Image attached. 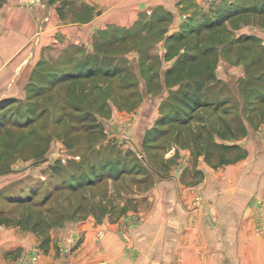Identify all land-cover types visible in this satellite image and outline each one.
<instances>
[{
	"label": "rangeland",
	"instance_id": "1",
	"mask_svg": "<svg viewBox=\"0 0 264 264\" xmlns=\"http://www.w3.org/2000/svg\"><path fill=\"white\" fill-rule=\"evenodd\" d=\"M8 1L33 12L68 0ZM5 2L0 0V8ZM205 3H183L159 27L163 18L156 13L151 29L142 22L98 34L96 40L115 44L112 54L127 59L118 58L119 81L98 75L93 81L51 84L49 71L60 73L62 66L94 52L73 47L44 54L33 69L27 86L33 81L46 89L23 90L20 98L0 102V227L9 233L7 242L10 237L19 242L8 252L16 253V264H40L50 251L73 254L90 234L102 240L105 225L130 247L129 229L142 223L141 213L157 200L155 186L167 180L165 190H174L171 185L183 177L191 186L205 172L240 161L248 140L264 139V17L255 15L254 0ZM230 8L244 12L233 16ZM73 10L77 16L94 12ZM205 17L215 25H199ZM144 30L159 37L151 47L149 38L143 42L139 36ZM128 39L133 41L116 45ZM189 54L195 55L193 63L185 60ZM191 64L205 97L188 106L186 85L192 91L197 83L187 84ZM39 71L46 74L43 80ZM92 163L96 172L89 175ZM57 164L62 170L53 173ZM171 192L164 201L176 199ZM257 203L264 206L263 200ZM262 239L253 264H264ZM220 240L213 241L217 264L224 259ZM229 250L238 258V247Z\"/></svg>",
	"mask_w": 264,
	"mask_h": 264
},
{
	"label": "crops",
	"instance_id": "2",
	"mask_svg": "<svg viewBox=\"0 0 264 264\" xmlns=\"http://www.w3.org/2000/svg\"><path fill=\"white\" fill-rule=\"evenodd\" d=\"M189 1L205 7L206 1L222 0H68L33 12L17 10L7 0L0 8V102L21 97L44 54L73 47L92 50L98 34L149 22L156 13L163 18L160 24L166 23L167 14ZM254 2L255 15L264 17V0ZM73 8L94 12L77 16ZM259 141L248 140V153L240 161L205 172L191 186L184 177L171 185L174 190H165L167 180L155 186L157 200L141 213L142 223L129 229L130 247L105 225L102 240L90 234L73 254L50 251L40 264H217L215 238L224 249L222 264H253L264 235V206L257 203L264 201V139ZM170 192L176 199L168 203L164 199ZM1 230L0 264H16V253L8 252L19 242L11 237L7 242L9 233ZM231 247H238V258Z\"/></svg>",
	"mask_w": 264,
	"mask_h": 264
},
{
	"label": "trees",
	"instance_id": "3",
	"mask_svg": "<svg viewBox=\"0 0 264 264\" xmlns=\"http://www.w3.org/2000/svg\"><path fill=\"white\" fill-rule=\"evenodd\" d=\"M229 10H232V9L230 8ZM239 12L240 13H243L244 12V9H233L232 12H231L232 13L231 15L234 16V15H236ZM206 20H208V19H206V17H205V18H203V20L199 21L198 24L199 25L200 24L202 25L203 24L202 22H208V23H205L204 26L211 27V26L215 25V23H211L210 21H206ZM147 24L150 25V29L152 27H154V25H155V24H150L149 22L148 23L145 22L143 24V26L144 25L146 26ZM159 25H160V22L157 23L156 26L159 27ZM139 36H140L141 39H143L142 40L143 42L145 41L146 38H149V40L152 41V42L149 43V45H150V44H153V41H155L157 35H154L152 33V30H148V32L144 30L142 33L139 34ZM130 37H131V35H130ZM177 37L178 38H181V35H179ZM127 38L128 37H126L125 39H127ZM131 39L124 40L122 43H120L121 45L120 44H117V43H116V45L117 46H124L129 41H133ZM109 41L112 42L111 40H109ZM114 45H111L110 43L109 44H106V42L99 41L97 39L95 41V43H94V48H93V51L94 52H92L93 54H90L89 53L90 55H88L87 57L86 56L85 57H82L80 59V61L77 60L76 62H74V60H72V62H70V63H73L72 64L73 66H69V65L62 66L60 73H58L57 71H53V72H50L49 71L48 74L51 73V76L53 75L52 77L55 78V79H52V82H50V83L51 84L52 83L53 84L54 83L55 84H62V83H68V81L69 82H71V81L78 82V81H82V80H86V79L89 80V81H93V80H96L97 79L96 77H98V75L101 76V77H104L105 79H108L109 81H112V80L113 81L114 80L119 81L120 68H123V67H121V66L119 67V60H118V58H121L122 60L124 59L123 60L124 62L127 59L124 56H118V52H113V54L111 53V51L114 49V47H116ZM149 45L147 44V46H149ZM149 47H151V45ZM118 51H122V49H120ZM206 51L208 52L209 50L206 49ZM186 58L187 59H189V58L191 59V60H189V61H191L190 63H193V61L196 60L194 54L193 55L192 54L191 55L189 54V55L185 56V60H186ZM183 60H184L183 58L180 59L179 60V63H181V61H183ZM192 67H194V64H191V66L188 68V70L182 69L180 71V73L177 74V79H176L178 81H181L182 80V76H181L182 75V72L185 71V70H186L185 71L186 72L185 74L187 75L186 77L188 79L187 84L191 83L192 82V79H196L194 81H196L197 83L195 84V87L193 88L192 91H190L188 85H186V88H187L188 91L184 95V97H185L184 98V101L186 102V104L188 106L191 105V104H193V103L202 104L203 103L202 102L203 101V98L205 97L203 95V89H204L203 82L199 80L200 79L199 78L200 75H197L196 72H193L191 70V69H193ZM209 68H211V67H209ZM174 69H176V67L175 68H171V69H169L167 71L168 72L167 74H168L169 77H172L173 76ZM213 71H214V69L211 71V73ZM45 75L43 74L42 71H39V73H38L37 76H39L41 78V80H43V78L45 77ZM180 76H181V78H180ZM114 78H116V79H114ZM110 79H112V80H110ZM170 84H172V83H170ZM29 85L30 86L27 87V90L28 91L29 90L32 91L34 88L37 89V87H38L39 89H37V91L40 92L41 90H44V89L47 88L44 85H40L39 86L37 83H35L33 81ZM31 85H35V86L33 88H30ZM48 86H50V85H48ZM168 86H170V85H168ZM86 95H89L90 96L91 95V92L86 93ZM246 128H248V126ZM224 129L227 132L229 129H232L233 130L234 128H232V127H230V128L229 127H226ZM218 136H219V138L221 140H223L224 137H225V134H221L220 135V133H219ZM91 167L92 168H89L86 171L89 175L95 174L94 172H96L95 171L96 169H95L93 163H92ZM56 168H59V169H55L53 173L57 172L58 170H62V167L60 165H58V164L56 165ZM82 174L83 173H80V175H82ZM91 182H95V180L94 181H89V183H91Z\"/></svg>",
	"mask_w": 264,
	"mask_h": 264
},
{
	"label": "water",
	"instance_id": "4",
	"mask_svg": "<svg viewBox=\"0 0 264 264\" xmlns=\"http://www.w3.org/2000/svg\"><path fill=\"white\" fill-rule=\"evenodd\" d=\"M226 264H229V263H226Z\"/></svg>",
	"mask_w": 264,
	"mask_h": 264
}]
</instances>
